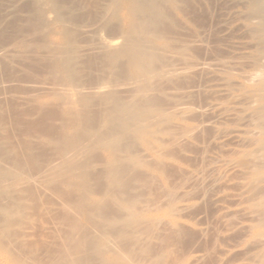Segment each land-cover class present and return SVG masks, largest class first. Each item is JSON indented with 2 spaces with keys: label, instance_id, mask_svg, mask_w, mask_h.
Listing matches in <instances>:
<instances>
[{
  "label": "rangeland",
  "instance_id": "1",
  "mask_svg": "<svg viewBox=\"0 0 264 264\" xmlns=\"http://www.w3.org/2000/svg\"><path fill=\"white\" fill-rule=\"evenodd\" d=\"M30 2L0 0L2 32L16 24L11 21L23 24ZM45 8L49 19L52 13ZM161 8L166 21L153 23L147 29L152 32L141 35L145 48H151L149 53L145 49L143 88L131 81L143 66L122 69L129 60L122 55L110 73L102 50L97 51L101 47L94 32L103 28L101 39H116L120 22L114 20L110 27L90 23L91 31L89 22L83 30L75 24L79 16L72 19L79 29L77 51L84 55L80 61L87 63L83 74L94 83L107 79L103 95L132 104L128 108L136 114L131 119L124 114L122 125L119 120L110 124L121 134L114 151L121 167L118 181L105 184L109 195L103 196L104 203L99 198L101 218L94 223L101 219L104 229L99 230L108 229V245L102 249L106 258L99 255L93 263L264 264V102L257 95L264 57L240 36L239 0H171ZM118 39L121 50L125 39ZM92 41L99 48H90ZM81 45H86L84 53ZM85 51L95 58L91 63ZM253 58L262 60L259 74L253 72ZM7 92L0 96L2 109L10 101ZM112 111L120 119V111ZM101 122L98 114L90 118L95 128ZM93 229L91 234L99 233Z\"/></svg>",
  "mask_w": 264,
  "mask_h": 264
},
{
  "label": "bare ground",
  "instance_id": "2",
  "mask_svg": "<svg viewBox=\"0 0 264 264\" xmlns=\"http://www.w3.org/2000/svg\"><path fill=\"white\" fill-rule=\"evenodd\" d=\"M30 1L27 0L29 17L24 18L22 25L11 21L16 24H2L10 26L11 32H8L10 27L5 28L8 33L0 29L3 40L0 42V96L9 91L5 97L10 98L5 109L0 103V264H96L95 257L106 258L102 257V249L107 243L108 229L102 233L101 219L96 224L98 221L94 218L99 216V207L107 195L105 184L118 181L121 167L114 153L121 134L110 124L118 120L120 125L125 123L123 118L133 105L114 94L104 96L102 89L107 87L104 82L107 79L94 83L91 76L83 74L87 63L80 61L77 49L81 47L78 41L77 48V29L73 26L80 25L84 30V22L85 26L89 22L88 27L94 31L90 23L101 26L109 23L110 27L112 21L120 22V29L116 28L120 35L117 33L119 36L115 37L118 42L120 36L125 39L121 50L116 46V39L108 41L99 37L98 32L103 28L96 31L97 35L94 32L101 48L98 43L95 46L99 48L97 51L102 50L100 54L107 59L110 73L122 55L129 58L122 69L135 71L143 66L131 80L143 88L148 75L144 57L151 48H145L141 35H147L153 23L166 21V11L157 8L170 4L171 0ZM45 6L55 15L54 19H50L52 14L48 19ZM72 19L78 21L75 22L78 27L72 25ZM241 29L240 36L248 39L257 48L254 51L257 50L259 58H263L264 0H239ZM94 43H88L89 47ZM89 55L83 58L91 63L95 58ZM251 61L253 72L258 73L262 60ZM261 68L264 71L263 65ZM248 77L244 80L251 81ZM259 80L261 90L257 95L264 102V79ZM93 87L96 88L90 91ZM96 99L104 100L95 102ZM112 110L120 111V119ZM93 114L102 118L100 127L91 125ZM93 227H97L94 229L99 230L98 234H91Z\"/></svg>",
  "mask_w": 264,
  "mask_h": 264
}]
</instances>
